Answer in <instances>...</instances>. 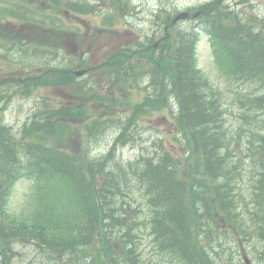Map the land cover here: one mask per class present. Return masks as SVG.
I'll list each match as a JSON object with an SVG mask.
<instances>
[{
	"label": "rangeland",
	"instance_id": "374dc122",
	"mask_svg": "<svg viewBox=\"0 0 264 264\" xmlns=\"http://www.w3.org/2000/svg\"><path fill=\"white\" fill-rule=\"evenodd\" d=\"M183 3H196L201 0H181ZM233 2H238L237 0ZM231 2V4H233ZM180 4V2H178ZM235 6V5H234ZM205 41V40H204ZM206 51L209 50V45L207 46L205 42L201 44V47L199 49V60H200V67L203 70V72H207L212 78L215 79V72L213 68V64L211 63V59L207 57L205 54ZM190 71V69H188ZM219 82V81H218ZM195 86V85H194ZM193 90H196V87ZM41 94H44L43 91L38 92L36 95L40 96ZM61 99V95L58 94L56 96V99ZM223 99H224V104L226 108V114H227V119L228 122L230 123L231 127H237L240 119H239V110L236 107H233L231 105V100H232V94L224 90L223 94ZM34 103V100L30 99H21L17 97L14 102L10 105L11 109L7 110L4 114L5 119L10 122L14 123L16 125H21L25 119L28 118V115H30L33 111L31 108V105ZM164 114H161V118L157 122V126L160 128V132L158 133V138L164 139L165 140V145L167 146L168 150L171 151V153H177L181 154L182 153V144L180 142H175L173 141L174 138L180 139L182 138L181 136L178 135V132L175 131L174 127L171 125L167 124L166 121H164ZM232 119V120H231ZM157 120V116L156 119ZM144 152H146V149L144 148ZM122 156L126 157L127 159H135V157L139 156V153L137 149L132 150L131 148H126L122 152ZM2 186V177H0V187ZM30 186L31 184L28 182H20L19 184L16 185L14 188V195L9 197V202L10 206L14 210H19L20 206L22 204V198L23 196H26L30 193ZM111 198V197H108ZM11 200V201H10ZM246 247V246H245ZM248 248V247H246Z\"/></svg>",
	"mask_w": 264,
	"mask_h": 264
},
{
	"label": "trees",
	"instance_id": "16d2710c",
	"mask_svg": "<svg viewBox=\"0 0 264 264\" xmlns=\"http://www.w3.org/2000/svg\"><path fill=\"white\" fill-rule=\"evenodd\" d=\"M232 42H235L234 39H239L238 34L233 33L231 36ZM238 42V41H237ZM186 50L184 51L183 55H181V60H178V78H179V84H182V99L181 101L182 107L184 110L190 114V121L192 124H194L199 129L205 127L209 124L210 117V111L212 109L211 103L204 100L200 93H199V87L196 85L195 81L189 77V67L190 63L189 61L185 60ZM195 85V86H194ZM196 87V90H193ZM211 131L210 138L214 139V136L212 135ZM215 141L212 143L215 147L221 145V141L219 139H214ZM10 156V155H8ZM215 157H212L214 160ZM124 176V174H122ZM111 183H114L116 181L115 173H112ZM160 177V176H159ZM158 178V177H157ZM157 186L162 190L163 185L161 183V179L158 178L155 182ZM86 184V182H85ZM172 193L176 196H168V197H162V200L167 205V208L170 209V213L172 214L175 210L177 213H180L182 211V208L179 205L180 203V196L179 190L173 189ZM181 194V193H180ZM174 214V213H173ZM194 258V256H193Z\"/></svg>",
	"mask_w": 264,
	"mask_h": 264
}]
</instances>
